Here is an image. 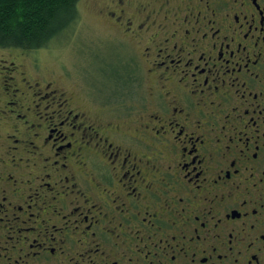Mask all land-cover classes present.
<instances>
[{"label":"flooded vegetation","instance_id":"af4514ba","mask_svg":"<svg viewBox=\"0 0 264 264\" xmlns=\"http://www.w3.org/2000/svg\"><path fill=\"white\" fill-rule=\"evenodd\" d=\"M99 13L109 26L108 45L92 52L97 68L85 77L89 85L112 88L107 97L88 91V99L76 100L54 80L38 81L21 62V57L28 62L24 54L5 53L7 59L0 60V195L8 200L0 237L10 236L0 264H84L77 259L84 248L96 257L91 264L109 259L127 264L129 258L133 264H170L166 251L153 249L150 261L138 254L139 243L152 231L144 216H158L152 223L191 237L185 247L196 264H264V145L257 152L259 137L253 134L260 129L264 135V35L244 19L259 17L255 4L102 0ZM165 38L169 49L183 48L181 61L176 60L179 52H171L172 59L163 56ZM221 51L232 76L212 87L204 64L213 65V73L224 69ZM176 63L209 85L184 77ZM84 69L79 71L83 76ZM149 183L160 201L153 199ZM61 190L63 198L48 199ZM33 192L41 193L35 205L28 201ZM85 199L97 204L102 217H111L99 221L105 228L99 256L79 222ZM77 206L82 210L77 212ZM63 213L69 214L67 221ZM26 216L39 219L25 221ZM170 221L178 227L172 229ZM92 227L101 235L98 225ZM196 231L202 236L207 231L209 238L196 239ZM5 255L8 259H2ZM186 257L178 255L172 264H190Z\"/></svg>","mask_w":264,"mask_h":264},{"label":"snow or ice","instance_id":"6c2138e0","mask_svg":"<svg viewBox=\"0 0 264 264\" xmlns=\"http://www.w3.org/2000/svg\"><path fill=\"white\" fill-rule=\"evenodd\" d=\"M185 2H191V0H185ZM197 2H199V0H197ZM233 3H237L239 2L240 6H243V0H232ZM118 3L123 5L124 4V0H118ZM205 3L207 4V0H205ZM250 3L255 4L257 11H259V17H254V16H248L245 17L244 19H246L249 24L257 26V31L259 34L264 35V10H260L261 6L264 5V0H255V3H253V0H250ZM183 22L184 24H188L189 22V17L186 14L183 18ZM141 26H143V24L145 23L144 21H141ZM242 26V21L240 20V18H238V28ZM243 31L246 33H250L252 31V27H244ZM191 34V33H189ZM170 35L172 36V42L175 43L176 39H175V33H170ZM205 38L207 36V34H204ZM193 44L196 43V39L193 38L191 41ZM168 45V39L165 38L162 42H161V47H163L165 49L163 56L166 59H172V56L170 55L171 52H179L181 55H178L176 57L177 61H181V56L183 55V48L180 49H169L167 47ZM10 46V40L8 38H5L4 36H0V60H4L7 59L6 56L3 55V51L5 49H7ZM22 46V45H21ZM228 51L230 53H232L233 57H235V53L232 52V49H228ZM221 58L223 60V63L225 65L224 69H220L218 71H215V73H213V65H209L207 64V62H205L204 67L209 68V72L207 73L208 76L212 77L211 80V85L212 87H216L217 81L219 79H221V77L223 78H227L228 76H232V73L229 72L227 69L230 67L228 64V58L224 56V52L221 51L220 53ZM199 59H203V56H200ZM184 63H190V59L189 61H184ZM161 67H164V64H161ZM195 68V70L197 72L200 73L201 76H204V72L201 70L200 66H193ZM171 70V69H170ZM176 70L182 72V75L184 77H188L191 76L193 81H196L197 84L199 85H203L205 87H207L209 85V80L204 79V80H197V77L192 74L191 72L187 71L186 69H181L180 64L176 63ZM161 81H164V76L161 75L160 77ZM182 83L184 81H181ZM232 82L235 84L237 83L235 80V77H232ZM223 86V85H221ZM217 91H219V88H216ZM193 95H195V92H193ZM189 104H191V100H189ZM51 108V105L49 106ZM257 111H260L259 108H257ZM52 113L56 114V109H52ZM71 113H68V115H70ZM261 115H264V112L261 113ZM243 116L242 113L237 114V119H241ZM197 120H199V117H197ZM245 124H247V121H244ZM57 124L60 127H63V124H61L59 121H57ZM261 127H264V125H261ZM253 134L257 135L259 137L258 143L257 145H255V150L257 152L260 151V147L259 145H264V135H261L260 133V129H254L253 130ZM61 139H65L63 136H61ZM219 137H217L216 139V143H219ZM240 156L243 157L245 155V151L241 150L240 151ZM150 159V158H149ZM122 163H127L126 160H122ZM233 166L235 167V162L233 161ZM237 175H239V172H237ZM50 179V177H49ZM171 179V177H170ZM43 182V181H42ZM166 183V181H165ZM148 188L152 189L153 191V199L155 201H160L161 196L160 194L153 189L152 184L149 183L148 184ZM70 190V189H69ZM197 191H200L199 187H197ZM47 195V194H44ZM64 196V192L61 191H53L51 192V195L48 196V199L55 201L57 197H61L63 198ZM117 197H113V204H115ZM41 200V193L40 192H33L30 193L28 196V201H30L33 205L36 204L37 201ZM180 205L181 207L184 206V200L180 199ZM8 203L7 197L6 195H0V223L3 222V217L7 215L6 210L4 209V205ZM46 207V205H45ZM83 209H86V211H83V214L79 217V222L83 223L86 225L85 227V231H87L89 233L90 236V240L94 241L95 243H91L90 247L95 251L96 249L99 248V251H97V255L99 256L100 252L104 251V248L102 246V233L105 231V228L103 225L99 224V221L101 218H106L107 220H111V217H102L101 216V211H98V206L95 202H89L88 199H85L83 201V205H82ZM29 212L32 211L31 208L28 209ZM81 206H77V212L81 211ZM118 210V209H117ZM71 211V210H70ZM61 213L58 212L57 215H60ZM73 216L76 215V212H72L71 213ZM64 215V219L65 221H67V219L69 218V214L68 213H63ZM88 215H92L94 217V219L92 221H88L86 219V217ZM32 219H39L38 217H25V221H30ZM159 217L158 216H153L151 218H149L148 216H144L142 217L143 223L145 225H148L149 228L152 229L151 232L147 233L146 235H144V240L141 241L139 243V253L138 254H143L144 259L146 261H150L151 258L153 257L154 253H153V249H156L160 252H167L168 254V259L170 261V264H172V262L177 260L178 255H185L187 253V257L189 259L190 264H196V257L194 253H188V249L185 247V244L188 243L190 244L192 242V238L189 237L186 233H184L183 231H172L171 229L168 228V224H159V223H152V221H156L158 220ZM55 223V221L53 222ZM171 224V228L175 229L178 226L175 224V222L170 221L169 222ZM213 223H217V221H213ZM93 224H96L99 226V231L101 233V235L97 234V230L94 229L92 227ZM36 225H31V229H35ZM45 227H47V225H45ZM57 227L59 228V225H57ZM64 228H67L68 225L67 223H64L63 225ZM73 227H75V225H73ZM201 227H203V225H201ZM63 229H61L62 231ZM137 234H142L140 229H137ZM195 238L196 239H200V240H206L208 239V233L207 231H205L204 235L202 236L201 233L199 231H196L194 233ZM213 239H220V237L218 235H216L215 233H213L212 235ZM231 238V237H230ZM36 237H33V241L36 240ZM43 238H41L42 240ZM10 240V236H3L0 237V252H7L9 244L6 243L5 241H9ZM18 243V241H17ZM29 243H32V241H29ZM225 243H228V241H225ZM149 245L151 247H149ZM110 246V245H109ZM249 245H245V247H248ZM212 251L215 252V246H213ZM228 251H231V244L229 243V249ZM228 253L224 254V258H227ZM96 257L92 256L91 253L89 252L88 248H84L82 254L78 255L77 259L81 260L84 262V264H91V262L95 259ZM103 256H100V259H103ZM2 259H8L7 255H5L4 257H2ZM156 259L159 260L160 257L157 255ZM108 264H112V260L109 259ZM127 264H133V261L131 258H129V260L127 261ZM138 264V262H137ZM257 264H259V262H257Z\"/></svg>","mask_w":264,"mask_h":264},{"label":"rangeland","instance_id":"374dc122","mask_svg":"<svg viewBox=\"0 0 264 264\" xmlns=\"http://www.w3.org/2000/svg\"><path fill=\"white\" fill-rule=\"evenodd\" d=\"M78 8L79 21L76 25L46 48L33 51L7 48L3 54L26 55L28 62L22 57L20 59L26 64L31 76L41 82L54 80L76 100L88 99V91L99 96L98 98L107 97L112 88L96 86V83L89 85L87 82L90 81L93 68H97L95 62H92V52L96 53V49L108 45L109 26L99 13L102 9V0H80ZM81 69H84V76L79 72ZM86 73L89 77H85Z\"/></svg>","mask_w":264,"mask_h":264},{"label":"trees","instance_id":"16d2710c","mask_svg":"<svg viewBox=\"0 0 264 264\" xmlns=\"http://www.w3.org/2000/svg\"><path fill=\"white\" fill-rule=\"evenodd\" d=\"M79 1L0 0V36L10 40L8 48H46L79 21Z\"/></svg>","mask_w":264,"mask_h":264}]
</instances>
